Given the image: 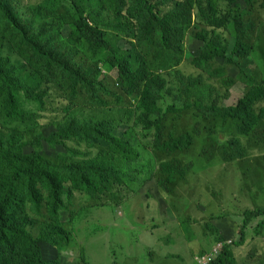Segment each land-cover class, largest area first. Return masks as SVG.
<instances>
[{"label": "trees", "instance_id": "obj_1", "mask_svg": "<svg viewBox=\"0 0 264 264\" xmlns=\"http://www.w3.org/2000/svg\"><path fill=\"white\" fill-rule=\"evenodd\" d=\"M39 1L40 11L50 19L40 30L20 11L24 0H0V29L24 57L25 65L40 75L42 83L60 84L71 100L83 92L89 105L101 108L109 105V98L117 103L123 97L135 100L137 124L153 132L155 146L168 155L190 151L196 138L192 133H183L165 139V114L159 104L167 96L175 100L170 107L174 112L176 105H181L206 119L219 118L223 126L234 127L236 136L227 141L223 151L227 160L245 158L241 137L252 135L264 142V83L243 69V61L253 50L249 38L254 23L243 20V12L235 8L237 0H87L85 4L69 0L72 8H66V16H62V0ZM194 10L201 22L197 27L203 26L193 36L202 43L194 65L220 79L226 76L227 68L219 60L227 59L228 64L240 70L242 82L249 86L233 105H225L223 94L207 84L203 75H185L180 70L175 71V93L166 78L148 69L141 52L128 49L121 53L107 36L108 29L137 45L155 40L163 52L161 67L177 66L182 61L184 37L193 22ZM106 16L110 20L107 23L103 20ZM62 21L71 27L66 41L56 32ZM222 28L234 33L237 39L230 57L222 35L216 32ZM80 43L87 45L91 57L104 54V68L116 71L115 85L106 82L98 65L88 59H76L75 46ZM23 69L16 68L10 58L0 56V112L21 123L33 116L26 109V102L37 103L43 109L47 95L36 91L40 84H34L35 77L19 74ZM115 129L111 118L71 116L58 123L47 138L39 135L24 140L13 134L6 140L0 133V264H62L59 258H45L43 244H70L71 234L63 226L61 211L69 210L66 203L73 197L71 190L92 199L106 195L114 200L121 198V189L134 179L129 169L140 162L141 153L135 140L125 134L118 136ZM42 139L65 152L58 159L41 154L38 149ZM95 142L104 143L105 147L97 156L79 161L80 148ZM28 146L35 150L25 153ZM193 167V163L184 165L178 160L162 162L159 188L173 194L174 178L186 180ZM251 225H255L259 235L264 233V209L245 211L239 241L226 245L210 264H240L234 247L246 244ZM86 263L82 248L76 264Z\"/></svg>", "mask_w": 264, "mask_h": 264}, {"label": "rangeland", "instance_id": "obj_2", "mask_svg": "<svg viewBox=\"0 0 264 264\" xmlns=\"http://www.w3.org/2000/svg\"><path fill=\"white\" fill-rule=\"evenodd\" d=\"M61 4L64 5L62 16H66V8L71 9L72 4L69 0H62ZM40 5L39 0H24L20 7L37 31L50 21L49 15L40 11ZM235 8L243 12L246 23H254L249 38L253 50L243 61V69L264 83L263 0L251 3L237 0ZM196 13L194 10L193 22L184 37L181 63L166 69L160 65L163 52L155 40L137 45L108 29L107 36L121 53L128 49L141 52L148 69L166 78L175 93L178 92L175 71L180 70L185 75H203L207 84L215 86L223 94L224 104L233 105L249 86L242 82L240 70L228 64L227 59L219 60V64L227 68L226 76L220 79L212 78L208 72L194 65L193 60L202 43L193 36L203 27H197L201 22ZM103 20L105 23L110 21L107 16ZM56 32H60L66 41L71 27L62 21ZM216 32L222 35L230 57L236 47V36L224 28ZM75 48L78 61L88 59L98 65L106 82L110 86L115 85L116 71L104 68L103 53L91 57L85 43ZM0 56L10 58L16 68L23 66V72L19 74L35 77L34 84H40L36 91L47 93L43 109L37 103L26 102V109L33 116L25 123L11 121L0 112V133L6 140L13 134L24 140H33L39 135L47 138L58 123L71 116L80 119L111 118L115 121V133L135 140L141 153L140 162L129 169L134 173V179L128 181V187L121 189L118 200L110 195L92 199L66 185L73 197L66 203L69 210L61 211V220L71 234V241L69 245L43 244L46 259L59 258L62 264H76L84 248L86 264H204L220 255L226 245L239 241L247 209H264V142L256 137H241V148L246 152L244 159L227 160L223 151L227 141L236 136L234 127L223 126L219 118L206 119L197 111L184 109L181 105H176L174 112L170 107L175 105V100L167 96L159 104L165 114V139L183 133H192L196 138V144L190 151L168 155L155 146L153 132L137 124L135 100L123 97L117 103L109 98V105L105 108L89 105L83 92L71 100L60 84L42 83L40 75L25 65L24 57L9 38L2 35L1 29ZM21 96L23 98L24 93ZM102 147H105L104 143L83 145L79 161L97 156ZM34 150L28 146L24 152ZM38 150L52 159H58L57 156L65 152L61 147L50 146L44 139ZM173 160L184 165L193 163L194 167L186 180L174 178L173 194L168 195L159 188L157 179L160 164ZM247 232L246 244L234 247L240 264H264V233L259 235L255 225L249 226Z\"/></svg>", "mask_w": 264, "mask_h": 264}, {"label": "built area", "instance_id": "obj_3", "mask_svg": "<svg viewBox=\"0 0 264 264\" xmlns=\"http://www.w3.org/2000/svg\"><path fill=\"white\" fill-rule=\"evenodd\" d=\"M212 261V259L208 262L207 260L204 262V264H210V262Z\"/></svg>", "mask_w": 264, "mask_h": 264}]
</instances>
